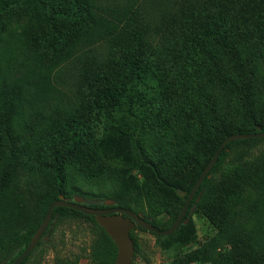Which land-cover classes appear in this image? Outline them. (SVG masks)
Masks as SVG:
<instances>
[{
    "label": "trees",
    "instance_id": "16d2710c",
    "mask_svg": "<svg viewBox=\"0 0 264 264\" xmlns=\"http://www.w3.org/2000/svg\"><path fill=\"white\" fill-rule=\"evenodd\" d=\"M149 2L0 0V264L59 194H87L93 208L111 198L167 229L184 203L176 188L191 190L221 140L264 131V0ZM70 60L72 100L55 79ZM263 141L224 145L185 214L216 231L177 264H264V154L244 159ZM24 173L37 187L22 190ZM75 174L108 192L82 190ZM68 218L97 229L89 264H113L116 246L93 215L54 207L50 234Z\"/></svg>",
    "mask_w": 264,
    "mask_h": 264
},
{
    "label": "rangeland",
    "instance_id": "374dc122",
    "mask_svg": "<svg viewBox=\"0 0 264 264\" xmlns=\"http://www.w3.org/2000/svg\"><path fill=\"white\" fill-rule=\"evenodd\" d=\"M149 0H144L148 10H151ZM100 49V48H99ZM103 49V47H101ZM78 60H70L62 64L55 73L56 85L60 88L64 98L69 100L77 96L76 85L78 79ZM264 154V141L260 142L249 151L245 160H253ZM76 183L82 190L93 193H107L108 190L99 183L88 182L82 176L75 174ZM39 184L38 176L24 173L21 179L22 190H32ZM76 195V194H71ZM86 200V195H80ZM91 201V200H89ZM260 208H263L262 206ZM165 219V213L158 216ZM264 229V225L262 226ZM216 229L209 220L199 211H193L187 217L184 227L174 234L167 236H155L147 230L134 228L131 237L134 245V255L131 264H177L184 255L200 247ZM98 239L95 226L81 218H68L57 226L50 234L46 243L33 250L25 264H89L90 253ZM189 264H210L208 262H192Z\"/></svg>",
    "mask_w": 264,
    "mask_h": 264
},
{
    "label": "water",
    "instance_id": "95a60500",
    "mask_svg": "<svg viewBox=\"0 0 264 264\" xmlns=\"http://www.w3.org/2000/svg\"><path fill=\"white\" fill-rule=\"evenodd\" d=\"M251 137H264V131L261 130V127L256 126L255 131L253 132H240L227 135L217 146L209 162L197 177L191 190L187 193L185 190L176 188L177 195L184 198V203L174 222L167 229L161 230L153 226L150 221L145 220L140 214L135 213L128 208L118 206L116 201L111 198L102 200L103 207L93 208L85 205L87 200L80 195L66 197L59 194L58 198L49 204L38 228L31 236L26 247L11 264H20L22 260L37 246L40 240L45 241L48 239V235L43 234L46 228L50 225L53 208L58 206L69 207L85 214L93 215L97 224L105 230L116 246V255L113 264H131L134 255V245L130 236V231L136 226H139L155 234L169 235L173 233L181 223L187 221L185 214L189 204L203 179L206 176H210L209 172L215 164L224 145L231 140Z\"/></svg>",
    "mask_w": 264,
    "mask_h": 264
},
{
    "label": "flooded vegetation",
    "instance_id": "af4514ba",
    "mask_svg": "<svg viewBox=\"0 0 264 264\" xmlns=\"http://www.w3.org/2000/svg\"><path fill=\"white\" fill-rule=\"evenodd\" d=\"M45 234H47L48 235V239H49V237H50V232H49V230L46 228V230H45V232H44V234L43 235H45ZM47 239V240H48Z\"/></svg>",
    "mask_w": 264,
    "mask_h": 264
}]
</instances>
